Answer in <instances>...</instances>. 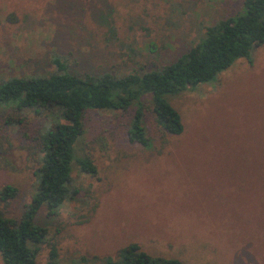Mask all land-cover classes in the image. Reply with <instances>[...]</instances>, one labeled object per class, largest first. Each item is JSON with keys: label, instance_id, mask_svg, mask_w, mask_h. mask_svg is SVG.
<instances>
[{"label": "rangeland", "instance_id": "rangeland-1", "mask_svg": "<svg viewBox=\"0 0 264 264\" xmlns=\"http://www.w3.org/2000/svg\"><path fill=\"white\" fill-rule=\"evenodd\" d=\"M244 0H0V80L54 71L59 57L78 76L160 69L186 54L206 28L235 15ZM183 132L164 135L150 109V147L126 134L132 111H89L72 164L68 197L43 220L59 264H104L138 245L183 264H264V44L201 84L166 97ZM31 111L0 108V203L18 219L35 194L37 135ZM0 264H3L0 258Z\"/></svg>", "mask_w": 264, "mask_h": 264}, {"label": "trees", "instance_id": "trees-1", "mask_svg": "<svg viewBox=\"0 0 264 264\" xmlns=\"http://www.w3.org/2000/svg\"><path fill=\"white\" fill-rule=\"evenodd\" d=\"M263 44L264 0H244L239 12L207 27L202 39L186 54L160 69L127 75L105 72L78 76L59 57H54V71L47 75L0 80V108L31 111L44 123L36 138L41 157L34 174L35 194L23 206L18 219L6 218L0 211L2 263L37 264L38 247L47 241L43 220L55 216L68 197L72 164L76 163L85 174H96L89 158L75 155L87 112L132 111L127 138L149 148L150 139L143 126L148 109L164 135H181L180 116L166 97L213 83L236 61L250 59L251 51ZM17 193L13 186H4L0 190V203H9ZM45 264H59L53 245ZM104 264L183 263L152 257L138 245L129 244L119 251L116 260Z\"/></svg>", "mask_w": 264, "mask_h": 264}]
</instances>
